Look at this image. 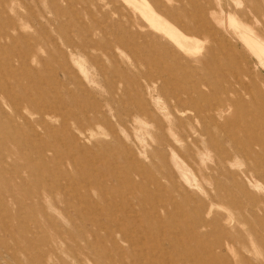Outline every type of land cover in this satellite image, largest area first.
Returning a JSON list of instances; mask_svg holds the SVG:
<instances>
[{"label": "rangeland", "instance_id": "rangeland-1", "mask_svg": "<svg viewBox=\"0 0 264 264\" xmlns=\"http://www.w3.org/2000/svg\"><path fill=\"white\" fill-rule=\"evenodd\" d=\"M244 37L264 0H0V264H264Z\"/></svg>", "mask_w": 264, "mask_h": 264}, {"label": "bare ground", "instance_id": "bare-ground-1", "mask_svg": "<svg viewBox=\"0 0 264 264\" xmlns=\"http://www.w3.org/2000/svg\"><path fill=\"white\" fill-rule=\"evenodd\" d=\"M243 43H245L246 49L251 52V55L257 58V68L264 72V59L262 58L264 57V46H255L249 38L247 39L245 37L243 38Z\"/></svg>", "mask_w": 264, "mask_h": 264}]
</instances>
